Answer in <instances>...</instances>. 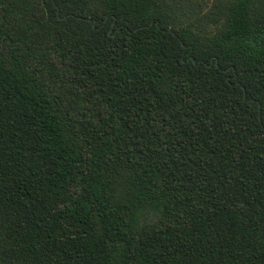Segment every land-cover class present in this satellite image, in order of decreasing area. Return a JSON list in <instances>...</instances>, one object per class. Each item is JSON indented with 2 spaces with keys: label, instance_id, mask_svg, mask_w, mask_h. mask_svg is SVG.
Wrapping results in <instances>:
<instances>
[{
  "label": "trees",
  "instance_id": "trees-1",
  "mask_svg": "<svg viewBox=\"0 0 264 264\" xmlns=\"http://www.w3.org/2000/svg\"><path fill=\"white\" fill-rule=\"evenodd\" d=\"M0 264H264V0H0Z\"/></svg>",
  "mask_w": 264,
  "mask_h": 264
}]
</instances>
